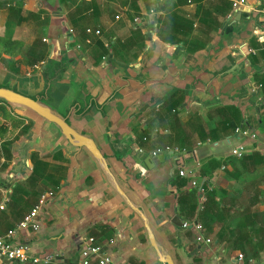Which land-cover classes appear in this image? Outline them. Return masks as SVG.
Listing matches in <instances>:
<instances>
[{"label": "crops", "instance_id": "0c3cea01", "mask_svg": "<svg viewBox=\"0 0 264 264\" xmlns=\"http://www.w3.org/2000/svg\"><path fill=\"white\" fill-rule=\"evenodd\" d=\"M157 1L152 4V0H76L74 3L69 0L67 4H60L59 0H56V9L53 11L42 7L37 1L34 4V8L39 7L49 11V21L51 18L53 21L61 20L62 26L60 27L73 38L72 41L67 43L68 49L77 50L79 60L95 71L101 68L109 56H112L120 64L125 65V63L115 59L111 53L104 59L102 64L94 66L92 62L98 58V49L94 42L87 40L74 44L73 33L80 30L85 24L87 29L91 30L89 33L86 29V33L92 37H98L105 45L114 40H124L129 37L134 26H139L144 35L145 25L155 17V11L151 13V10H159L157 18L159 14L164 12L163 4L165 0ZM207 1L210 0L205 2ZM259 2L260 0H247L246 6L258 15L259 22H261L262 14L257 11ZM183 9L189 16L195 12L194 4L186 5ZM233 12L231 10L226 18L220 15L217 16L218 22H222V24L219 27L215 25L210 30L212 39L201 50L193 53L188 52L182 43H164L158 38L156 31L154 36L163 46L180 45L182 50L187 53L200 54L208 44L216 41L218 35L221 34L227 25L236 21L233 18L228 20ZM136 16L141 19L142 23H140L141 21L138 23L134 22ZM238 22L247 27L248 34H250L251 29L256 27H261V32H264L263 22L261 24L247 21L245 17H241ZM95 30H98L99 33H94ZM204 37L209 38L208 34ZM49 39L50 37H48L46 42L49 43ZM259 39L256 36L251 37L239 49L234 58L227 56L225 58L226 61L222 58L218 63L219 66L215 67V69H219L218 73L216 72L212 76L213 78L230 80L228 90L233 87L236 88L239 91L238 95L242 98L245 97L247 102L251 103L246 109V120L242 117L246 127H241V129L246 130L247 134H244L243 131H235L227 136L221 135L214 142L209 139L205 142L196 141L195 139V144L182 149L178 146L167 144H161L156 148H146L141 147L140 144L136 146L134 143L135 136L130 133V130L121 126V131L127 134V139L120 149L123 160L129 167H132L133 163L138 162L146 155H151L157 149H163L166 146H169L172 150L173 148L178 149L177 151L174 150L173 154L170 151L162 152L160 155H164L166 161L146 171L143 176L140 174L137 180L134 177L125 175L124 171L120 169L122 176L146 203L159 228L173 246L177 264H264V126L258 122L260 117H264V91L262 86V83H264V61H253V56H258L264 51L258 50L255 55H245L246 48H259ZM145 47L146 41L136 60L128 64L136 62ZM130 53L128 54L129 57H131ZM247 60L250 62H246ZM210 68L212 69V66ZM241 70H243L242 73L237 76L236 74ZM255 75L262 77V81L256 80L254 78ZM209 76H211V73ZM58 94L61 97H66L69 96L70 92L67 89H63ZM163 100L135 115L143 114L150 107L156 112L159 111ZM213 104L221 103L202 102L200 100L190 104L185 103L180 110L179 117L181 120L188 119V113L194 114L195 110H202L203 113L207 114L208 109L206 107ZM225 104L231 103H223L221 105ZM130 118L124 121L123 124ZM144 122L145 120L142 121V124L145 127ZM207 122V128L214 125V120ZM83 123L85 130H95L99 140L103 143L98 127L89 121H84ZM155 130H158L156 137L150 139L149 137H144L143 141L150 142L147 146L153 145L160 135L167 133L166 130L159 128ZM153 133L150 132L149 136L150 134L153 136ZM128 139L135 145L136 157L125 153L124 150L122 151ZM240 145L243 146L244 152L241 157H236L232 154L231 149ZM103 147L108 151V147L105 144H103ZM139 148L143 150L142 153L138 152ZM253 153L260 154L255 156V162L251 161L252 158H250L249 160H244V164H242L241 159ZM218 161L220 164H218ZM215 164H218V166L213 168ZM69 165L68 160V167ZM179 168H184L187 174L184 176L179 175ZM204 174L205 176H203ZM181 180L185 182L181 184ZM192 181H195L197 185H193ZM201 183L205 189L202 193L199 192L198 188V184L200 185ZM82 185L85 188L86 195L91 197L92 201L82 207L78 227L85 228V234L94 226L104 224L111 227L113 231L111 243L101 247L99 253L104 256H110L113 264H140V262L150 264L155 256L152 250L147 247L148 242L138 221L134 219L131 225L132 232L128 233L125 227V213L120 211L121 203L111 194L99 176L93 171L82 179ZM191 189L195 190L197 195L196 220L186 219L177 212V196L179 192ZM211 191L216 192L215 196L212 197V203L215 201L216 204L213 203L211 206L210 201L211 207H208V211L203 216L201 213L204 209V204L207 202V193H211ZM45 206H47L45 208L51 210L52 217L46 218L42 222L40 220L41 227L36 232L30 229L18 232L16 239L29 241L37 253L52 254L53 260L50 264H80V249L84 243L75 242L68 232L60 233L61 224H58L59 217L55 208L50 203ZM173 216H178L184 222H187L188 226L175 225L171 221ZM192 222L201 224L202 229L199 231L194 228L191 225ZM31 233L34 234L31 235ZM199 234L209 238L211 242L209 244L196 242V235ZM142 237H144V240ZM32 238L35 240L34 243H32ZM256 249L259 250L257 255L252 256V253H256L254 252ZM239 253L243 254L242 261L237 259ZM245 257L246 260L244 259ZM90 264L98 263L91 261Z\"/></svg>", "mask_w": 264, "mask_h": 264}, {"label": "water", "instance_id": "95a60500", "mask_svg": "<svg viewBox=\"0 0 264 264\" xmlns=\"http://www.w3.org/2000/svg\"><path fill=\"white\" fill-rule=\"evenodd\" d=\"M38 4L51 11L56 9V0H38ZM158 13L159 10H155L154 19L145 25L146 47L136 62L125 66L109 56L95 71L79 60L77 50L68 49L67 43L73 40L72 36L56 26L50 35V50L38 68L33 88L21 87L17 75L0 64V102L18 117L31 122L28 132L11 146L15 159L9 172L11 181L31 169L32 151L40 150L42 155H47L62 150L69 160L61 191L49 202L62 221L60 233H70L75 242L82 243L85 238V228L78 227V220L82 207L92 198L86 195L82 179L93 171L121 203L126 231L132 232L134 219L143 229L147 247L155 256L150 264H177L173 246L146 203L120 172L122 169L125 175L137 180L140 174L143 176L166 161L165 157L146 155L129 167L120 149L127 139L121 125L178 89L187 92V104L197 100L231 103L242 111L246 120V109L251 103L240 97L236 88L228 90L230 80L212 76L218 73L215 67L222 58H234L251 37L262 38L264 32L256 27L248 34L247 27L239 24L241 17L262 24L258 15L244 6L228 18L236 21L227 25L215 42L208 44L200 54H192L183 51L180 45L163 46L158 42L154 36ZM63 89L70 92L69 96H59ZM84 121L98 127L103 143L98 135L85 130ZM171 221L177 226L184 223L178 216H173Z\"/></svg>", "mask_w": 264, "mask_h": 264}, {"label": "trees", "instance_id": "16d2710c", "mask_svg": "<svg viewBox=\"0 0 264 264\" xmlns=\"http://www.w3.org/2000/svg\"><path fill=\"white\" fill-rule=\"evenodd\" d=\"M22 1L0 0V9H4L6 12L4 31L3 34H0V64L17 76L35 73L36 66L41 64L47 57L49 47L48 43L43 40L44 37H36L25 49V41L19 36L23 27L38 21L40 25H43L40 27L41 29L47 28L49 18L45 19L43 13L46 11L39 7H36L35 10L24 9ZM68 1L59 0V3L67 4ZM75 1L72 0V3ZM205 1L165 0L163 4L164 12L159 14L157 18L156 34L158 38L164 43H182L188 52L193 53L201 50L212 39L210 30L215 25L219 27L222 24V22H218L217 16L220 15L226 18L232 10L231 3L228 0ZM155 2L158 1H152L153 4ZM189 4L195 6V12L190 16L183 9ZM43 20H46V22ZM86 29L87 27L84 24L80 30L74 32L75 34L73 33L76 41H74V44L87 40L94 42L98 49V58L92 62L94 66L102 64L104 59L111 53L115 59L125 63V65L135 61L145 43V36L139 26H134L131 35L124 40H114L107 45L98 37L87 34ZM207 34L209 38L204 37ZM130 51L132 52L130 53ZM128 52L131 57L128 56ZM260 60L264 61V52H261L258 56H253V61L258 62ZM262 86L264 91V83H262ZM186 95L185 90H174L163 100L159 111L156 112L151 109L147 115L148 117L144 119L145 127L140 132L139 144L141 147L156 148L165 142L167 145H175L182 149L195 144V139L201 142L209 139L214 142L221 135L227 136L234 133L236 128L246 127L242 120L241 111L233 104H213L206 107L208 109L206 120H214V125L210 128H207L206 122L198 116L181 120L179 113L186 103ZM0 103L2 104L0 115L3 114V117H1L3 120L0 121V174L8 175L13 161L11 146L28 132L31 122H26L25 119L16 116L5 103ZM4 106H7L9 110H6ZM214 117H217V119H214ZM258 122L264 126V117H260ZM153 125L161 130H166L167 133L160 135L153 145L147 146L143 139L148 137ZM258 155L260 154L253 153L246 158H242L241 162L244 164V160L250 158H252L251 161L255 162L254 158ZM30 163L31 169L20 180L16 179L15 182H12L9 187L2 180L0 181V186L8 191L9 198L5 209L0 211V235H4L8 230L14 228L37 204L40 195L44 191L50 190L55 194L61 186L68 168V159L63 156L62 150L47 155H41L40 152L33 151L30 155ZM218 164H220L219 161ZM218 164L213 165V168ZM89 179L92 181L91 178ZM184 182V180H181V184ZM214 194H216L215 191L207 193V202L204 204L201 213L203 216L208 211V207L215 203V201L212 203ZM196 199V191L193 189L179 192L177 212L186 219L196 220L195 212L198 208ZM112 237V228L104 224L91 228L85 239L92 238V246L101 248L111 243ZM142 238L144 240V237ZM258 251L257 249L254 250L256 253H252V256H256ZM95 262L98 263V261ZM140 264L145 263L140 262Z\"/></svg>", "mask_w": 264, "mask_h": 264}, {"label": "built area", "instance_id": "2783aa9c", "mask_svg": "<svg viewBox=\"0 0 264 264\" xmlns=\"http://www.w3.org/2000/svg\"><path fill=\"white\" fill-rule=\"evenodd\" d=\"M231 3L232 10L236 11L238 8H241L243 6L247 5V0H228ZM259 8L257 11L262 14L261 21L264 23V0H260L259 2ZM155 10H151V13H153ZM118 18V16H116ZM141 19L139 17L134 18V22L138 23ZM142 23V21L140 22ZM87 32H91L90 29H87ZM94 33L98 34L99 31L95 30ZM44 41H47V39H43ZM260 46L259 48H246L245 49V55H255L258 50L264 51V37L259 39ZM236 131H243L244 134H247L246 130H243L241 128H236ZM253 136V134H252ZM145 139V138H144ZM177 151V148H173V150L166 146L163 149H157L151 153L152 156H158L164 151H170L173 154V151ZM138 152L142 153V149H138ZM231 152L236 157H241L244 152V148L242 145L238 147H234L231 149ZM178 174L181 176H184L187 174V171L184 168L178 169ZM193 185H197L195 181H192ZM199 192H204L205 189L202 185V183L199 185ZM0 192H3V198L0 201V211L4 210L6 207V204L9 201L7 193L4 191L3 187L0 186ZM6 193V194H5ZM54 193L50 190L44 191L38 201L37 204L29 211L25 217L12 229L8 230L4 235H0V264H50L53 260L52 254L49 253H37L29 241H20L17 240L16 236L18 232L24 231V230H32L34 232L38 231L41 227V222L39 220V211L41 207L47 205L49 201L53 198ZM191 225L196 228L197 230L202 229V225L197 222H192ZM183 227H187L188 223L184 222ZM196 242H201L205 244H209L211 240L209 238H205L202 235H196L195 238ZM84 243L83 247L80 249V255H81V262L80 264H90L91 261H98V264H113V260L110 256H104L99 253L101 251V248L92 246V238L83 239L82 241ZM237 259L239 261L243 260V254L239 253L237 255Z\"/></svg>", "mask_w": 264, "mask_h": 264}, {"label": "rangeland", "instance_id": "374dc122", "mask_svg": "<svg viewBox=\"0 0 264 264\" xmlns=\"http://www.w3.org/2000/svg\"><path fill=\"white\" fill-rule=\"evenodd\" d=\"M37 1L38 0H23L22 1V6H23L24 9L26 8V10H32L35 7L34 4ZM190 9H192V8H190ZM34 10H35V8H34ZM45 11L46 12H44L43 15H44L45 19L47 20L48 18H50V14H49V11H47V10H45ZM190 14H192V13H190ZM5 17H6L5 10L4 9H0V34H3V31H4L3 27H4V23H5ZM46 20H43V21L46 22ZM51 20H52V18L50 19L49 25H48L47 28L41 29L40 27L43 26V25H40L38 21L35 22V23L33 22V23L28 24V25L23 27V29H22V31H21L19 36H20V38L22 40L25 41V44H26L25 45V49L27 48V46L31 43V41L34 38H36V37H39V38L40 37H44L45 39H48V37H50V35L52 34V32L54 31L56 26H58V27L62 26L61 20H58V21H53L52 20L53 22ZM48 45H49V43H48ZM48 52H49V47H48ZM40 65L41 64L36 66L35 73H31V74L29 73V74H26L25 76H17L18 80L20 81L21 87H23L24 89H31V88H33L36 85V83H35L36 82V74L38 72V68H39ZM254 78H256V80L262 81V77H260L258 75H255ZM1 105L2 104L0 103V106ZM4 108L6 110L8 109L7 106H4ZM151 108L152 107H150L147 111H145L143 114H140L139 116L133 115L132 118H130V120H128L129 122L127 121L126 123H124V124L122 123V125H121L122 128L130 130V133L135 136L134 143H135L136 146L139 144L140 132L144 128V125L142 124V121H144L143 119L147 117V115L151 111ZM190 111H191V109H190ZM195 116L196 117L197 116L201 117V119L208 124V122L206 120V113H203L202 110H199V111L195 110L194 114L193 113L191 114L189 112L187 118H193ZM1 117H3V114L0 115V121L3 120ZM214 119H216V117H214ZM182 120H184V119H182ZM156 128H158V127L156 125H153V129H152L151 132H154V133H153V136L151 134H150V136L148 135L149 139L157 136L158 130H155ZM90 131H92V133H94L97 136V132L95 130L91 129ZM146 143L148 144L150 142H146ZM164 144H167V143L163 142L162 145H164ZM36 151L41 153L40 150H36ZM164 153H166V151H164ZM14 163H15V159L13 157L12 164H14ZM16 179L20 180L21 176L16 178ZM16 179L11 181L10 174H8V175L7 174L6 175L5 174H0V181L2 180L4 183H6L7 187H9V185L12 184V182H15ZM62 186L63 185L61 184V186L58 188V191L55 192V196H57L60 193ZM4 191L6 193H8V191H6V190H4ZM3 195H4V193L1 192V200L3 198ZM45 207H47V206L41 207V209L39 211V217L38 218H39V220H41V222L45 221L46 218H51L52 217L51 210H48V208H45ZM61 223H62V221L59 219L58 224H61ZM32 234H34V233H31V235ZM33 237H34V239H36L35 236H33ZM32 241H33L32 243L35 242V240H33V238H32ZM244 259L246 260V257Z\"/></svg>", "mask_w": 264, "mask_h": 264}, {"label": "flooded vegetation", "instance_id": "af4514ba", "mask_svg": "<svg viewBox=\"0 0 264 264\" xmlns=\"http://www.w3.org/2000/svg\"><path fill=\"white\" fill-rule=\"evenodd\" d=\"M127 144L124 146V149H122V151L124 150L125 153L127 154H131L132 156L136 157V151H135V145L133 144V142L128 139V141L126 142Z\"/></svg>", "mask_w": 264, "mask_h": 264}]
</instances>
